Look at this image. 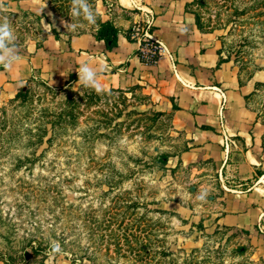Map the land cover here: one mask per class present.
<instances>
[{"label": "rangeland", "instance_id": "1", "mask_svg": "<svg viewBox=\"0 0 264 264\" xmlns=\"http://www.w3.org/2000/svg\"><path fill=\"white\" fill-rule=\"evenodd\" d=\"M70 7L0 0V20L28 57L49 36L99 26L97 15L89 23ZM191 8L264 121V0H192ZM62 21L77 27L68 32ZM43 68L0 96V264H264L250 231L209 224L211 200L196 195L218 190L169 156L180 136L141 86L98 94ZM53 241L61 252H51Z\"/></svg>", "mask_w": 264, "mask_h": 264}, {"label": "crops", "instance_id": "2", "mask_svg": "<svg viewBox=\"0 0 264 264\" xmlns=\"http://www.w3.org/2000/svg\"><path fill=\"white\" fill-rule=\"evenodd\" d=\"M191 1L96 0L99 26L49 36L12 71L0 66V96H13L35 69L46 67L48 76H58L60 70L63 76L78 77L76 69L88 61L103 66V86H141L153 108L171 115V131L180 136L169 156L190 166L197 183L218 190L204 206L209 224L250 231L264 261V236L257 231L264 214V121L247 102L250 86L229 62L221 61L214 34L197 24ZM147 18L153 19L154 35L167 49L152 64L140 59L139 43L128 37L135 21ZM107 21L119 29L112 48L96 37Z\"/></svg>", "mask_w": 264, "mask_h": 264}, {"label": "clouds", "instance_id": "3", "mask_svg": "<svg viewBox=\"0 0 264 264\" xmlns=\"http://www.w3.org/2000/svg\"><path fill=\"white\" fill-rule=\"evenodd\" d=\"M70 16L82 17L89 23H95L96 12L90 5L89 0H71ZM62 23L68 32L74 31L77 27V24L73 21L71 23L62 21ZM16 39L11 22L7 18L0 20V66L8 71H12L23 60ZM76 71L78 73V85L92 88L98 94L104 92V86L100 83V73L103 71L102 65L93 66L92 62L88 61L81 63ZM208 195L209 193L205 189L199 191L196 198L200 201H205L208 199ZM51 252H61L58 242L53 241L51 243Z\"/></svg>", "mask_w": 264, "mask_h": 264}, {"label": "built area", "instance_id": "4", "mask_svg": "<svg viewBox=\"0 0 264 264\" xmlns=\"http://www.w3.org/2000/svg\"><path fill=\"white\" fill-rule=\"evenodd\" d=\"M145 13L148 16L151 12L145 11ZM153 31V19L147 18L146 20H136L129 33V38L139 43L138 55L140 59L148 64L156 63L167 53L166 46L155 37ZM257 225L259 231L264 232V214L260 217Z\"/></svg>", "mask_w": 264, "mask_h": 264}, {"label": "trees", "instance_id": "5", "mask_svg": "<svg viewBox=\"0 0 264 264\" xmlns=\"http://www.w3.org/2000/svg\"><path fill=\"white\" fill-rule=\"evenodd\" d=\"M129 33L130 31L128 32V37H129ZM118 35H119V29L112 22L107 21V22H102L100 24L96 37L97 39H104L107 44V47L112 48L115 45H117ZM56 37H59L58 33H56ZM72 76L74 77L75 74L70 73V78L67 80V84H69L70 81L74 80L71 79Z\"/></svg>", "mask_w": 264, "mask_h": 264}]
</instances>
